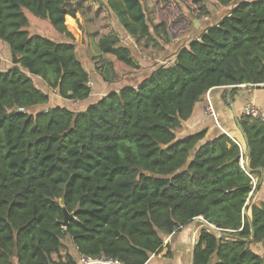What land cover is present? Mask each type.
<instances>
[{
    "label": "trees",
    "instance_id": "trees-1",
    "mask_svg": "<svg viewBox=\"0 0 264 264\" xmlns=\"http://www.w3.org/2000/svg\"><path fill=\"white\" fill-rule=\"evenodd\" d=\"M215 1L230 12L136 86L79 111L33 112L50 102V91L67 101L92 95L69 18L88 14L96 68L107 67L118 83L143 66L122 43L112 11L131 35L170 42L194 29L182 6L199 20L209 10L204 0H155L150 10L145 0H0V40L12 63L0 70V264H63L52 255L66 236L83 256L173 264L152 262L162 233L200 216L222 233L199 227L194 264H264V253L251 248L264 245V202L248 203L264 184V123L240 118L250 173L241 165L245 140L240 147L226 133L178 135L210 90L264 84V0ZM29 14L67 39L31 32ZM65 209L74 214L66 227Z\"/></svg>",
    "mask_w": 264,
    "mask_h": 264
},
{
    "label": "rangeland",
    "instance_id": "rangeland-1",
    "mask_svg": "<svg viewBox=\"0 0 264 264\" xmlns=\"http://www.w3.org/2000/svg\"><path fill=\"white\" fill-rule=\"evenodd\" d=\"M103 1V0H102ZM180 4L181 0H177ZM207 8L209 6L210 0H204ZM146 5L148 6L149 10L152 9L155 6V0H145ZM181 6V5H180ZM184 9V12L189 14L190 20H199L197 19L192 13L189 12V10L182 6ZM209 10V9H208ZM174 13L172 12V15ZM32 21V24L30 25V31L31 32H39L41 34H44L46 36L52 37L54 39H58L59 37H62L60 34H58L51 26L49 21L42 20L35 15L29 14ZM174 18V15L171 17V20ZM113 26H115V29L118 31V33L121 36L122 43L128 46H132L134 42L137 44L133 45V53L134 56L137 58V60L141 63L142 70L140 72H133L129 75L137 76L136 78H143L144 76L150 74L153 69H155L157 66L161 64H167L170 62L172 57L176 54L178 48L187 43L191 39V34L194 31L192 29L191 31H183L181 36L177 39H174L170 35V42H164L162 39L155 41L150 39V45H146V38H136L134 40L128 32L124 30L119 24L113 23ZM69 27L74 32L75 35V43L77 48V54L79 58L85 63L86 67L88 69H96L95 59L98 57V51H96V44L91 38V34L95 31V25L91 22L90 17L86 13H80L76 19L69 18ZM67 39L65 37H62V39ZM144 39V40H143ZM154 42H157L154 44ZM162 42L164 43L162 46ZM146 45V46H145ZM8 45L0 40V70L9 68L11 63V55ZM100 62H98L99 64ZM150 64V65H149ZM106 67V66H105ZM104 69V68H103ZM106 71H109L106 69ZM111 71V70H110ZM131 78V77H130ZM129 78V79H130ZM37 84L39 86H44L39 79L37 80ZM105 90V89H104ZM102 90V91H104ZM49 91V89H48ZM99 93V92H97ZM93 94V96L89 97L87 99V102L90 101H96L100 96L99 94ZM50 102L45 105H40L36 108H34L33 112L40 111L42 109L55 106V105H68L73 110L79 111L85 108L84 101H67L63 98H61L59 95L54 93L53 91H50ZM179 136L182 134V131H178ZM255 183L258 181V178H254ZM255 202L257 204H260L264 202V184L262 185L261 189L258 192H255L253 194V199L249 200V204L251 202ZM246 212V211H245ZM200 226V225H198ZM191 228L192 224L188 225L181 231L176 232L174 238H173V245H167L166 240L169 236H166L164 233H162V236L164 238V248L160 252V257H169L170 260H174V262H179L181 264H189L190 262V234H191ZM198 229V228H197ZM251 248L255 250L259 254L264 253V245L262 243H253L251 245ZM165 253V255H164ZM154 256V255H153ZM162 258H154L152 260L153 263H159Z\"/></svg>",
    "mask_w": 264,
    "mask_h": 264
},
{
    "label": "crops",
    "instance_id": "crops-1",
    "mask_svg": "<svg viewBox=\"0 0 264 264\" xmlns=\"http://www.w3.org/2000/svg\"><path fill=\"white\" fill-rule=\"evenodd\" d=\"M103 1L107 2L108 0H103ZM208 9H209V15L207 17H203L202 19L198 20L199 21L198 27L195 26V21H194V31L191 34L192 36L191 38H195L199 36L201 32L205 30L206 27L217 23L223 16H225L226 14L230 12L231 7L230 8L220 7L216 4L215 0H210ZM116 21L119 24V26L123 28V26L120 24L119 20L116 17V13L112 11V22L116 23ZM128 34L134 40H136L137 37L131 35L130 33ZM141 38H145V37H141ZM153 38L154 36L151 38V40L155 41ZM55 40L65 41L64 38L62 39V37H59L58 39H55ZM156 40L159 41L160 39L159 40L156 39ZM145 41H146L145 43L146 45L147 44L150 45V38L149 40L148 39L144 40V42ZM136 43L134 42L133 45L137 46ZM155 43L157 42H154V44ZM163 44L164 43L162 42V46H164ZM133 45L130 47L133 48ZM95 48H96V51L100 53L97 45ZM175 58H176V54L174 55V57H172L170 62L167 64H172ZM106 68L101 69V71L96 70L94 68L91 70L89 69V72L91 75V84L93 87L91 96L99 92L97 93L100 96L98 99H100L110 90H113V89L118 90L124 85H135L136 86L141 81V78H136L137 76H135L134 74V76L127 75L124 78V80H122L121 82L111 83L109 81L111 77V71L108 68L107 70L109 71H106ZM234 88L232 86L214 88L210 90L206 95H204L200 99V101L196 104L192 117L187 122L184 123V126L181 129L182 134L180 135V137H183L185 135L195 133L201 130H207L206 140L214 138L219 134L226 133L230 137H232L234 140H238L239 142H244V137L241 134L236 124L235 113L240 119L244 115L243 114L244 106L248 102H251V101L261 106L264 112V86L246 85L245 87H236L237 88L236 90H234ZM80 102H83V101H80ZM92 102L93 101L87 102V100H84L83 104L86 108ZM209 106H212L216 114V120L211 114V112L209 111ZM175 235L176 234L169 235V237L166 240L167 245H173L172 243H173V238ZM190 239H191V234H190ZM154 258H158V259L162 258L159 263L181 264L179 262L177 263L174 262V260H170L168 256L160 257V253L154 255L152 260ZM52 259L55 260L56 262H62L63 264H71L70 262L74 264H82L83 255H81L78 252V249L73 243L72 238L70 236H66L62 240V246L60 247L59 252L54 253L52 255Z\"/></svg>",
    "mask_w": 264,
    "mask_h": 264
},
{
    "label": "water",
    "instance_id": "water-1",
    "mask_svg": "<svg viewBox=\"0 0 264 264\" xmlns=\"http://www.w3.org/2000/svg\"><path fill=\"white\" fill-rule=\"evenodd\" d=\"M199 25V21L195 20V26L198 27ZM246 84L243 85H238V86H232L234 87H245ZM258 86H264V84H259ZM235 118H236V124L238 129L240 130L241 134L244 137V140L247 144V149L244 152L243 156H242V160H241V165L242 167L248 172H252V169L249 166L248 163V157L251 151V148L249 146V142H248V138L244 132V129L242 127V124L240 122V119L238 118V116L235 113ZM262 171V169H261ZM64 214H65V220L63 221V225L66 227L68 226L70 220H72L74 218V214L68 212L66 209L64 210ZM206 227L208 230H210L211 232H213L216 235H221L222 233V229L218 228L217 226L211 224L210 222H208L207 220H205L203 218V216H200L198 218H196L193 223H192V228H191V243H190V263L189 264H194V259H195V246H196V240H197V234H198V230L200 226ZM198 228V229H197ZM227 235V233H226Z\"/></svg>",
    "mask_w": 264,
    "mask_h": 264
},
{
    "label": "built area",
    "instance_id": "built-area-1",
    "mask_svg": "<svg viewBox=\"0 0 264 264\" xmlns=\"http://www.w3.org/2000/svg\"><path fill=\"white\" fill-rule=\"evenodd\" d=\"M209 111L211 112V114L213 115V117L216 120V114H215L212 106H209ZM243 114L247 115V116H249V117H251L253 119L259 120V121L264 123V112H263L261 106H259L258 104H256L253 101L248 102L244 106ZM235 141L241 147V144L237 140H235ZM82 264H122V263L119 262L118 260L112 259V258H106V257L94 258V257H91V256H83Z\"/></svg>",
    "mask_w": 264,
    "mask_h": 264
}]
</instances>
